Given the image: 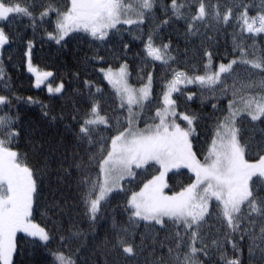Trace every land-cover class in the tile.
<instances>
[{"label":"snow or ice","instance_id":"6c2138e0","mask_svg":"<svg viewBox=\"0 0 264 264\" xmlns=\"http://www.w3.org/2000/svg\"><path fill=\"white\" fill-rule=\"evenodd\" d=\"M0 264H264V0H0Z\"/></svg>","mask_w":264,"mask_h":264},{"label":"trees","instance_id":"16d2710c","mask_svg":"<svg viewBox=\"0 0 264 264\" xmlns=\"http://www.w3.org/2000/svg\"><path fill=\"white\" fill-rule=\"evenodd\" d=\"M29 35H30V33H29ZM221 43L224 44L223 39L221 40ZM228 43L230 44V41ZM81 47L85 48L86 46L81 45ZM15 54L17 56V61H16V65L14 67V72L16 74V78L19 81H21V83H22V87L24 89L23 95H25V96L33 95V96H36L39 99L45 100V102H47L46 90H44V87L41 89H35L31 86L34 78L31 77V74H29L25 69H22L19 67L20 53L18 50L16 51ZM63 60H64V54L58 52L54 46H49V45L45 44L43 48H40L39 43L37 44V50L34 52V56H33V63L38 66V68L41 72L46 71V70H53L56 68H59L63 72L64 71V68L62 66ZM113 66H115V65H113ZM161 74L164 75L165 73H161ZM94 75H95V73H94ZM96 79L99 80V76H96ZM135 81H136V77L133 76L132 82L135 83ZM104 83L106 84V82H104ZM108 87H110V86H108ZM188 87H193V86L189 85ZM158 90L159 89L157 88V91ZM193 108H197V110H199V106L196 104L193 105ZM36 111H38V110H36Z\"/></svg>","mask_w":264,"mask_h":264},{"label":"rangeland","instance_id":"374dc122","mask_svg":"<svg viewBox=\"0 0 264 264\" xmlns=\"http://www.w3.org/2000/svg\"><path fill=\"white\" fill-rule=\"evenodd\" d=\"M44 86L42 85L41 88H43Z\"/></svg>","mask_w":264,"mask_h":264}]
</instances>
